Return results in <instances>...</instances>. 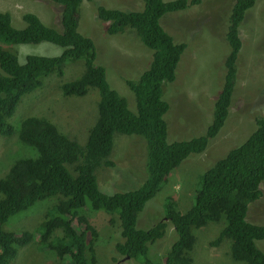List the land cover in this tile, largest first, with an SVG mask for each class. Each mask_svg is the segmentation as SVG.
I'll return each mask as SVG.
<instances>
[{
    "label": "trees",
    "instance_id": "16d2710c",
    "mask_svg": "<svg viewBox=\"0 0 264 264\" xmlns=\"http://www.w3.org/2000/svg\"><path fill=\"white\" fill-rule=\"evenodd\" d=\"M47 1L56 4L60 12L56 27L44 23L38 14L26 12L23 15L26 26L18 28L13 24L11 13L0 9V42L6 44L5 47L0 44V135L14 133L10 118L23 96L41 88L43 77L62 76L69 61L84 59L85 69L78 78L60 84L62 94L80 97L88 94L90 88H97L98 117L85 147L45 117L29 116L22 121L18 143L36 149L37 155L16 159L0 177V264H12L19 249L33 240L37 241L39 250L53 251L63 260L69 256L72 264H97L95 245L100 233L85 215V209H105L119 216L123 240L113 245L116 253L129 257L128 260L140 259L142 264H152L148 255L150 245L166 235L169 224L165 219H168L178 238L166 251L163 264H195L192 256L197 239L195 229L225 217L226 225L211 244L220 245L230 239L229 252L235 260L264 264V251L256 242L264 240V223L248 218L249 204L264 194L261 187L264 183L263 116L256 118L257 128L244 142L201 174L195 203L186 212H181L169 195L164 203L166 218L162 216V220L147 228L139 225L140 213L169 175L191 154L205 151L210 140L225 126L234 99L237 62L243 46L240 26L256 0H236L224 7L229 52L224 62V83L214 103L213 120L203 134L173 141L168 140L166 115L171 104L165 98V87L176 81L188 43L179 41L173 31L169 32L162 19L168 13L186 10L202 0H143L141 10L108 8L97 0H89L98 17L110 22L108 34L131 27L152 50L149 66L139 78L125 80L135 94L136 112L130 109L127 98L111 87L105 66L96 62L95 40L79 29L84 0ZM41 42L57 44L63 48L62 52L58 55L29 53L24 62L20 60L17 45ZM54 81L50 79L51 83ZM116 133L143 137L147 158L144 169L136 165L139 187L106 193L99 186L96 171L101 166L111 169L117 166L110 158ZM53 196L57 197L47 203L35 230L31 227L32 231L16 232L5 228L11 217ZM115 220V217L110 219ZM116 257L115 262L119 260Z\"/></svg>",
    "mask_w": 264,
    "mask_h": 264
},
{
    "label": "rangeland",
    "instance_id": "374dc122",
    "mask_svg": "<svg viewBox=\"0 0 264 264\" xmlns=\"http://www.w3.org/2000/svg\"><path fill=\"white\" fill-rule=\"evenodd\" d=\"M97 1L108 8L141 10L144 7L143 0ZM235 1L202 0V3L186 10L168 13L162 19L168 31L176 33L179 41L188 43L177 70L176 81L168 83L165 87V98L171 104V110L166 115L169 141L199 136L213 120L214 103L224 83L226 70L224 62L229 52L226 38L227 13L224 7ZM92 4L93 2L84 0L79 16V29L95 40L96 62L105 66L111 87L126 97L130 109L136 112L135 94L125 80L139 78L143 70L149 66L152 50L131 27H127L121 33L108 34L106 30L110 22L100 19ZM0 9L11 13L13 24L18 28L26 26L23 18L26 12L38 14L48 25L56 27L55 25L59 23L58 7L47 0H0ZM241 25L243 46L237 62L238 77L227 122L217 136L210 140L207 149L201 153L191 154L183 160L169 175L156 196L146 203L139 216V225L142 228L150 227L163 219L164 203L169 195L176 200L178 209L186 212L195 203V191L200 186L201 174L224 157L229 150L244 142L256 130V118L264 117V0H256L255 5L247 11ZM0 44L6 46L4 43ZM16 48L22 62L29 53L58 55L63 49L50 42L21 44ZM84 69V59L69 61L62 76L51 74L43 77L44 84L41 88L23 96L10 118L14 133L10 136L0 135V157H5L4 160H0V177L6 174L5 171H8L9 165L16 159L37 155L36 149L18 143L20 125L29 116H41L51 120L70 138L81 146H86L90 129L98 117L99 90L92 87L85 96H65L59 87L63 82L78 78ZM50 79L56 81L51 83ZM114 140L110 158L117 166L114 169L101 166L96 171L99 186L106 193L139 187L141 184H136L138 182L136 165H141L144 169L146 164L144 149L146 140L143 137L116 133ZM129 156L134 158L129 159ZM67 166L70 168L69 164ZM261 187L264 191V183ZM55 197L57 196L40 200L30 209L14 215L5 223V228L16 232L32 231L31 227L35 230L48 202ZM84 213L100 233L95 245L97 264L144 263L140 259L125 260L124 256L116 253L113 243L123 240L121 222L116 213L105 209H85ZM112 217L116 219L114 222L110 221ZM248 218L256 223H264V194L261 199L249 204ZM225 225L224 217L218 222L211 221L195 229L197 239L192 252L195 264H248L231 256L230 239H225L220 245L211 244ZM169 227L168 225L163 240L150 245L148 255L152 264L164 262L165 253L174 237L172 234L168 235ZM36 242L33 240L21 247L12 264H72L69 256L63 260L53 251L39 250ZM256 242L264 251V240ZM116 256L119 260L115 262Z\"/></svg>",
    "mask_w": 264,
    "mask_h": 264
},
{
    "label": "crops",
    "instance_id": "0c3cea01",
    "mask_svg": "<svg viewBox=\"0 0 264 264\" xmlns=\"http://www.w3.org/2000/svg\"><path fill=\"white\" fill-rule=\"evenodd\" d=\"M169 231H170V233L168 234L169 236L172 234L174 237H173V239L171 240L172 241V243L178 238V234L177 233H175L176 232V230H175V228H174V226L172 225V224H169ZM166 237V235L161 239V240H163L164 238ZM172 245V244H171ZM166 254V253H165ZM165 257V256H164ZM125 260H128V259H125ZM124 260V261H125Z\"/></svg>",
    "mask_w": 264,
    "mask_h": 264
},
{
    "label": "clouds",
    "instance_id": "9594fccd",
    "mask_svg": "<svg viewBox=\"0 0 264 264\" xmlns=\"http://www.w3.org/2000/svg\"><path fill=\"white\" fill-rule=\"evenodd\" d=\"M164 218H166V217L164 216ZM165 220H168V219H165ZM167 222H169V220H168ZM169 224H171V223H169ZM125 258H127V259H128L129 257H124V259H125Z\"/></svg>",
    "mask_w": 264,
    "mask_h": 264
}]
</instances>
